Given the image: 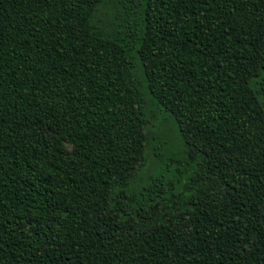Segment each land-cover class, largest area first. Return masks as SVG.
<instances>
[{
  "label": "trees",
  "instance_id": "16d2710c",
  "mask_svg": "<svg viewBox=\"0 0 264 264\" xmlns=\"http://www.w3.org/2000/svg\"><path fill=\"white\" fill-rule=\"evenodd\" d=\"M0 264H264V0H0Z\"/></svg>",
  "mask_w": 264,
  "mask_h": 264
}]
</instances>
